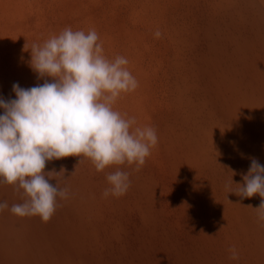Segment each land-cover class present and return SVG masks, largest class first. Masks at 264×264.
<instances>
[{
    "label": "rangeland",
    "instance_id": "rangeland-1",
    "mask_svg": "<svg viewBox=\"0 0 264 264\" xmlns=\"http://www.w3.org/2000/svg\"><path fill=\"white\" fill-rule=\"evenodd\" d=\"M67 27L128 60L138 87L113 109L158 143L139 170L46 161L67 189L46 223L13 214L27 197L0 178V264H264V197L237 195L252 159L264 166V0H0V98L51 81L31 49ZM117 169L130 188L105 197Z\"/></svg>",
    "mask_w": 264,
    "mask_h": 264
},
{
    "label": "clouds",
    "instance_id": "clouds-1",
    "mask_svg": "<svg viewBox=\"0 0 264 264\" xmlns=\"http://www.w3.org/2000/svg\"><path fill=\"white\" fill-rule=\"evenodd\" d=\"M98 41L94 29L85 33L67 27L42 45L34 44L31 66L38 78L51 81L45 79L30 88L14 83L16 98H0L4 110L0 115V178L27 197L11 206L10 211L19 217L39 216L46 223L56 212L57 198L67 197L59 181L53 185L46 179L53 174L45 173L46 161L84 156L98 172L125 163L136 164L139 170L158 143L153 127L133 129L135 118L125 119L113 109L121 94L134 91L138 81L126 67L128 60L123 56L109 60ZM106 179L110 187L105 197L110 193L122 196L130 188L125 171L117 169ZM243 179L237 195L264 197V166L257 159H252ZM8 207L7 201L0 202V211ZM257 209H264V200ZM259 218L264 220V212ZM231 251V259H238L235 249Z\"/></svg>",
    "mask_w": 264,
    "mask_h": 264
}]
</instances>
